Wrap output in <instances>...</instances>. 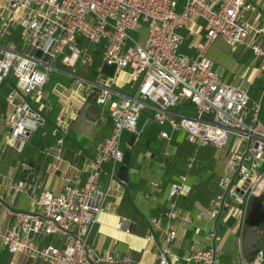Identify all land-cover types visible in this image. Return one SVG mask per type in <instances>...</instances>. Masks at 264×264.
I'll use <instances>...</instances> for the list:
<instances>
[{"label": "built area", "instance_id": "built-area-1", "mask_svg": "<svg viewBox=\"0 0 264 264\" xmlns=\"http://www.w3.org/2000/svg\"><path fill=\"white\" fill-rule=\"evenodd\" d=\"M196 21L202 24L194 31ZM180 30L200 35L192 59L179 56L186 39ZM218 40L232 49L244 46L251 66L260 65L264 78V15L252 0H6L5 12L0 11V95L7 91L0 116L4 144L20 155L35 133L49 135L46 87L58 68L70 72L71 94L81 105L93 104L104 115L107 109L111 132L98 146L82 182L79 174L72 178L76 169L62 155L72 118L58 119L50 132L55 146L44 148L43 155L65 174L66 185L59 194H37L30 209H19V195L33 184V167L22 161L19 179L10 181V196L0 194V246L43 264L115 263L113 256L96 253L90 240L119 182L124 137L139 134L140 115L150 105L160 126L183 131L196 150L231 148L227 174L209 211L216 223L210 238L219 240L217 225L227 210L234 208L244 226L250 204L257 200L264 205L263 100L252 101L245 88L216 71L209 50ZM105 64L116 66L112 78L102 73ZM127 70L140 86L134 94L114 99L117 75ZM185 103L194 107L195 116L174 119L171 110ZM161 137L171 140L165 131ZM108 163L112 168L104 183ZM188 191L173 185L170 198ZM175 208L172 202L168 218L176 216ZM150 222L155 231L162 230V219ZM166 234L158 264H217L216 246L180 258L171 248L177 233ZM49 238L57 242L46 243ZM254 262L264 264V248Z\"/></svg>", "mask_w": 264, "mask_h": 264}, {"label": "crops", "instance_id": "crops-1", "mask_svg": "<svg viewBox=\"0 0 264 264\" xmlns=\"http://www.w3.org/2000/svg\"><path fill=\"white\" fill-rule=\"evenodd\" d=\"M252 2L264 15V0H252ZM5 9L6 0H0V11L5 12ZM201 24L200 21H196L192 30H199ZM193 33L190 32L188 39L193 35L192 47L196 51L195 46L200 35ZM212 47L209 50V57ZM248 55L249 51H246L245 56L250 63V55ZM192 58L194 57L189 59ZM61 72L64 71L61 69ZM129 73L128 70L118 73L116 83L113 85L116 92L114 99L120 100L138 90L140 81H133L134 84H139L134 91L125 90L127 83L132 82ZM66 74L71 77L70 73ZM72 87V80L68 81L61 77L54 80L51 76L45 96V102L48 104L46 112L50 118L48 129L52 130L59 118L61 120L72 118L69 138L65 142L62 155L64 160L76 169L71 174L72 178L79 174L84 182L91 171L92 159L96 155L98 146L111 132V121L107 109L104 115L100 114V109L93 104L81 105L78 97L71 94ZM4 96L1 94L0 99L3 98L5 103ZM55 102L59 103L57 107H53ZM89 107L92 108V116L98 115L96 121L88 117ZM5 108L2 107L0 100V116ZM154 113L153 105L148 106L141 113L139 134L133 145H130L132 135L126 134L124 137L125 160L123 165H117V176L119 182L121 180L126 182V186L119 185V182L116 184L107 210L99 216L90 240L96 253L113 256L116 260L113 264H158L160 247L167 242L166 231L172 230L177 236L171 248L180 258L188 257L198 249L216 246L219 250L217 264H259L246 255L244 242L246 231L254 228L261 233L262 248H264V205L260 201L254 200L250 204L244 226L240 223L238 212L234 208L225 211L217 225L219 240L213 241L210 238L216 223L211 219L209 211L220 192V179L227 174L226 161L231 148L202 147L196 150L183 131H172L168 125L160 126L154 120ZM171 113L177 120L183 116L196 114L194 107L187 103L173 108ZM164 131L171 135L170 141L161 137ZM0 141V194L7 198L11 194L8 188L10 181L19 179V165L17 168L6 166L4 161L7 155L16 154L13 148L4 144L5 140L1 134ZM184 141L189 144V152L186 150L181 155L174 143ZM42 144L44 148L55 146V140L51 137L50 141H44ZM192 158L195 159L193 163H191ZM44 160L47 161L45 164L42 163ZM52 160L51 157L45 159L44 155L37 159L35 154L27 160L33 167V184L29 191L19 195L18 207L25 196L32 204V199L44 189L55 194L61 193L66 185V176L61 170L52 168ZM39 168L42 172L37 175L36 171ZM111 168V163L105 165L102 174L104 183ZM176 184L187 187L189 191L172 199L170 192L172 186ZM148 194L150 197H147ZM172 202L176 206V216L168 218L167 213L171 210ZM156 218L162 219L161 231H155L150 222ZM122 222L124 228H119ZM53 242L57 240L49 238L46 241V243ZM0 264L43 263L30 261L22 254H10L0 246Z\"/></svg>", "mask_w": 264, "mask_h": 264}, {"label": "rangeland", "instance_id": "rangeland-1", "mask_svg": "<svg viewBox=\"0 0 264 264\" xmlns=\"http://www.w3.org/2000/svg\"><path fill=\"white\" fill-rule=\"evenodd\" d=\"M179 33H181L186 38L184 44L180 48L179 56L186 57V58L195 57L196 51L192 47L193 35H191L190 39H188L189 38L188 35H190L189 30H180ZM19 39H20V36L17 35L14 40L18 41ZM5 42L7 44L9 43V40H5ZM246 51L247 50L244 46L238 47L237 49H232L222 40H218L217 42H215V44L212 47L210 58L213 60L215 64L216 71H218L221 75H223L226 81L232 82L236 85H240L242 88H245L247 92L249 93L252 101H262L263 100L262 102V105H263L262 121L264 123V78L260 74V71H261L260 65L253 67L251 66L250 63H248V59L245 56ZM58 69H60V71H55L52 74V77L54 80H56V78H59V77L65 80H68V81L72 80V78L68 74H66L70 72H68L65 69H62V71L64 72H61V68H58ZM89 77L91 78L90 75ZM133 84L134 82L127 83L126 85L127 87L125 88V90L134 91L139 86L138 83L134 85ZM58 105L59 103L57 102L53 103V107H57ZM46 129L47 131H49V135L43 138L41 131L35 133L34 136L31 138L30 143L28 144V147L26 148L24 153L20 154V156L7 155L4 161L6 166L9 165L13 168L14 167L17 168V166L20 164L19 162L23 160H26V161L29 160L34 154L37 157V159H39L40 156L43 157L44 147H43L42 142L51 140V134H50L51 130L48 129V126ZM174 145L177 149L180 150L181 155L184 154L186 150L187 152H189V148H188L189 144L186 141H184L183 143L176 142L174 143ZM44 158L46 159L47 157L44 156ZM46 162L47 161L44 160L42 163L45 164ZM52 163H53V160L51 164ZM39 172H42V169L39 168L36 171L37 175L40 174ZM45 190L46 189H44L43 191ZM30 206H31V201L29 200V198L27 199L25 196L24 200L21 199V201L19 202L18 208L28 210Z\"/></svg>", "mask_w": 264, "mask_h": 264}, {"label": "water", "instance_id": "water-1", "mask_svg": "<svg viewBox=\"0 0 264 264\" xmlns=\"http://www.w3.org/2000/svg\"><path fill=\"white\" fill-rule=\"evenodd\" d=\"M40 53L37 54L39 56ZM116 72V66L115 65H103L102 67V73L109 77L112 78ZM88 117L97 120L98 115L95 114V116H92V108L89 107L88 109ZM137 136L132 135L130 138V145H133L136 141ZM128 158V157H127ZM127 163V160H126ZM244 245L246 247V255L249 258H254L256 254L260 251L262 248V235L257 229L251 228L245 233V242Z\"/></svg>", "mask_w": 264, "mask_h": 264}, {"label": "trees", "instance_id": "trees-1", "mask_svg": "<svg viewBox=\"0 0 264 264\" xmlns=\"http://www.w3.org/2000/svg\"><path fill=\"white\" fill-rule=\"evenodd\" d=\"M98 59H99V56H98V54H96V55H95V64H94V68H96V69H97L98 66H99ZM6 93H7V91H6V90H3V92H2V96H4ZM0 100H1V102H2V107L5 108V103L3 102V98H1ZM249 259H250V260H254L253 258H249Z\"/></svg>", "mask_w": 264, "mask_h": 264}]
</instances>
